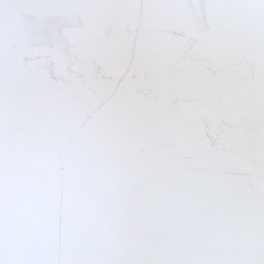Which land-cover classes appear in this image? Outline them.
Here are the masks:
<instances>
[{
  "label": "snow or ice",
  "instance_id": "obj_1",
  "mask_svg": "<svg viewBox=\"0 0 264 264\" xmlns=\"http://www.w3.org/2000/svg\"><path fill=\"white\" fill-rule=\"evenodd\" d=\"M0 264H264V0H0Z\"/></svg>",
  "mask_w": 264,
  "mask_h": 264
}]
</instances>
